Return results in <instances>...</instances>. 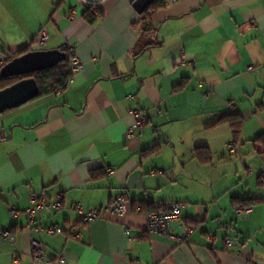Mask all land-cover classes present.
<instances>
[{
  "label": "crops",
  "instance_id": "0c3cea01",
  "mask_svg": "<svg viewBox=\"0 0 264 264\" xmlns=\"http://www.w3.org/2000/svg\"><path fill=\"white\" fill-rule=\"evenodd\" d=\"M134 2L0 0V64L23 47L68 43L83 60L65 89L0 113V264H264V146L255 143L264 133V0H165L144 20ZM90 6L101 13L95 24L83 17ZM133 107L149 121L125 137ZM232 114L237 133L216 124ZM31 192L62 197L63 209L34 224L14 215ZM120 194L131 201L120 217L83 223L74 210ZM242 200L253 210L240 218ZM173 202L185 223H173L174 234L193 228L186 244L146 231L143 207ZM50 225L64 232L51 235Z\"/></svg>",
  "mask_w": 264,
  "mask_h": 264
},
{
  "label": "built area",
  "instance_id": "2783aa9c",
  "mask_svg": "<svg viewBox=\"0 0 264 264\" xmlns=\"http://www.w3.org/2000/svg\"><path fill=\"white\" fill-rule=\"evenodd\" d=\"M50 38L49 29L44 27L39 32L37 37V42L45 44ZM67 52L70 58V69L72 72L78 71L83 66V60L76 54L75 46L72 44H65L62 48ZM180 62L184 65L192 66L194 63L187 59L184 50L181 51ZM129 99H133L134 95L129 94ZM130 114L134 118L133 124L128 127L125 131V137H131L136 133H140L145 125L149 121V114L147 111L141 109L140 107H133L130 110ZM231 152H236L237 146L235 142L230 143ZM251 168V167H250ZM251 170V169H250ZM261 177L264 182V168L260 169ZM131 201L127 194H120L115 196L112 201L105 207H91L86 209L81 202L75 204L74 210L80 216L83 223H90L96 220L105 219L106 217H120L122 216L126 209L129 207ZM162 204H157V207L146 213V231L148 233L161 234L169 239L177 240L181 244H186L189 242L190 236L193 233V228H186L181 235H175L172 231L173 223L178 224L180 227H184L185 223L182 218L181 208L182 204L180 202H173L168 210H162L159 207ZM63 209L62 197L57 199H51L45 192H31L29 194V205L23 210L18 209L16 206L11 207V211L14 215H19L22 212L28 217L31 224L35 223L38 216L43 214H49L54 211H60ZM253 210L252 205H235V212L238 217L248 216ZM36 229H41L36 227ZM45 230L51 234H60L64 232V229L58 225H50L45 228ZM3 237L6 241H13V234L10 228L3 231ZM227 243H232L233 239L231 237L226 238ZM34 255L37 259L45 258V251L40 242L33 243ZM139 259H137L138 261ZM59 261L66 263L67 256L62 255L59 257Z\"/></svg>",
  "mask_w": 264,
  "mask_h": 264
},
{
  "label": "water",
  "instance_id": "95a60500",
  "mask_svg": "<svg viewBox=\"0 0 264 264\" xmlns=\"http://www.w3.org/2000/svg\"><path fill=\"white\" fill-rule=\"evenodd\" d=\"M96 4L102 0H86ZM156 0H135L134 7L142 14ZM68 55L62 49L30 50L20 56L14 57L1 68L2 77L26 75L43 71L66 61ZM40 86L34 77L22 80L0 90V113L18 107L40 95Z\"/></svg>",
  "mask_w": 264,
  "mask_h": 264
},
{
  "label": "trees",
  "instance_id": "16d2710c",
  "mask_svg": "<svg viewBox=\"0 0 264 264\" xmlns=\"http://www.w3.org/2000/svg\"><path fill=\"white\" fill-rule=\"evenodd\" d=\"M165 0H156L153 5H151V9L158 8L164 5ZM100 12L96 13L93 11V7L90 6L88 9L85 10L83 13V17L91 24H95L97 20L100 17ZM148 14V10L145 11L143 14H141V19L144 20L146 18V15ZM30 51L29 47H23L18 52V56ZM16 56H10L7 58L6 62L10 61ZM4 63V64H5ZM4 64H0V90L11 86L12 84L22 80L26 77H34L39 86H40V95L47 94L49 92L57 91V90H63L66 88L69 79L73 76V72L70 69V58L68 57L66 61L56 65L55 67L43 70V71H37L33 73H29L26 75H17V76H10V77H2L1 76V68ZM237 114L232 115H225L222 118H220L216 124L222 123V122H230L233 126H235L237 129L235 130V133L238 132V128L240 127L241 122L237 121L238 119ZM255 143L261 144L264 146V133L260 135L256 140ZM196 156L199 157V159L202 162H208L211 160L210 157L207 156L209 154V151L205 147H198L196 150ZM205 153V154H203ZM238 204L242 205H252L250 201L248 200H242ZM155 209L154 206H146L143 207V211L146 210H153Z\"/></svg>",
  "mask_w": 264,
  "mask_h": 264
},
{
  "label": "rangeland",
  "instance_id": "374dc122",
  "mask_svg": "<svg viewBox=\"0 0 264 264\" xmlns=\"http://www.w3.org/2000/svg\"><path fill=\"white\" fill-rule=\"evenodd\" d=\"M36 47H38V48H44L42 45H37Z\"/></svg>",
  "mask_w": 264,
  "mask_h": 264
}]
</instances>
